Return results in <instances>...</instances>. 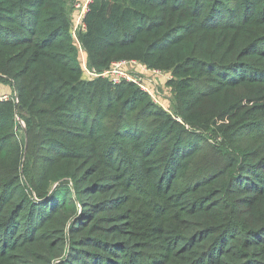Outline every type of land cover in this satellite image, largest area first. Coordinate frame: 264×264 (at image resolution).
I'll list each match as a JSON object with an SVG mask.
<instances>
[{
  "label": "trees",
  "instance_id": "1",
  "mask_svg": "<svg viewBox=\"0 0 264 264\" xmlns=\"http://www.w3.org/2000/svg\"><path fill=\"white\" fill-rule=\"evenodd\" d=\"M68 4L0 0V264H264V0Z\"/></svg>",
  "mask_w": 264,
  "mask_h": 264
},
{
  "label": "rangeland",
  "instance_id": "2",
  "mask_svg": "<svg viewBox=\"0 0 264 264\" xmlns=\"http://www.w3.org/2000/svg\"><path fill=\"white\" fill-rule=\"evenodd\" d=\"M76 4H80L81 7H84L81 3H74L73 0H69L68 10L72 14L75 30L78 29L80 25L78 23L80 10H77L76 8V10L74 9V6L77 7L80 5ZM113 71H122L131 77L140 78L142 85L149 90L153 100L157 101L156 104L160 105L167 111L171 110L173 95L170 88L167 87V81L171 78L169 74L149 71L140 63H127ZM85 72V77H92L87 70H85ZM14 94V87L10 83H0V96ZM20 124L24 127L23 122H20Z\"/></svg>",
  "mask_w": 264,
  "mask_h": 264
},
{
  "label": "built area",
  "instance_id": "3",
  "mask_svg": "<svg viewBox=\"0 0 264 264\" xmlns=\"http://www.w3.org/2000/svg\"><path fill=\"white\" fill-rule=\"evenodd\" d=\"M89 2H91L92 0H88ZM76 5H80V4H76ZM77 10H80V14H79V22L78 23H81L82 22V19L84 18L87 10H88V5L87 3L84 5V7H81L80 6H77L75 7ZM128 62H119V63H115L112 67V69L105 73V74H98V75H95L94 73H91L89 70H87V72L91 75V76H111L114 84H119L121 83L123 80H126L128 82H133L135 84H137L143 91L147 92L150 94L149 90L146 89L143 85H142V82H141V79L138 78V77H131L129 76L128 74L122 72V71H113V70H116V68H120L121 66L127 64ZM131 63H136V62H131ZM147 69V68H146ZM149 70V69H147ZM151 71V70H149ZM153 72H158V71H153ZM158 73H162V72H158ZM151 95V94H150ZM10 98V96L8 95H5V96H0V101H4V100H8ZM155 103H157L156 100H154Z\"/></svg>",
  "mask_w": 264,
  "mask_h": 264
},
{
  "label": "crops",
  "instance_id": "4",
  "mask_svg": "<svg viewBox=\"0 0 264 264\" xmlns=\"http://www.w3.org/2000/svg\"><path fill=\"white\" fill-rule=\"evenodd\" d=\"M76 3H81L82 5H85L87 3V5H88L90 2L88 0H77Z\"/></svg>",
  "mask_w": 264,
  "mask_h": 264
}]
</instances>
